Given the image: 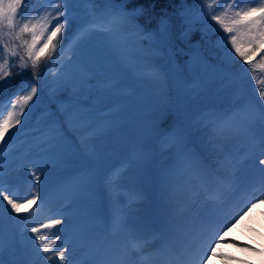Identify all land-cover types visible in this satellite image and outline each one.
Segmentation results:
<instances>
[{
    "label": "snow or ice",
    "instance_id": "6c2138e0",
    "mask_svg": "<svg viewBox=\"0 0 264 264\" xmlns=\"http://www.w3.org/2000/svg\"><path fill=\"white\" fill-rule=\"evenodd\" d=\"M31 2L35 3V0ZM27 3L29 0H0V51L3 52V56H0V96L6 95L14 77L21 75L29 64L33 76V81L26 82L19 89L30 90L11 99L7 115L0 119V141H4L10 129L21 125V118L29 102H33L34 97L39 99L38 66L54 63L53 54L59 57L64 50L67 31L77 20L75 10L78 6L85 5L92 12L89 26L83 29V34H103L110 45L118 50L125 44L133 47L142 44V41L136 39L141 31L135 25V13L126 11V5L122 2L59 0L57 3V0H43L45 15L36 22L24 20ZM185 22L189 26L200 22L208 27H213L211 22H215L219 30H222L221 43L227 42L230 45L229 56L234 53L244 65L252 64L258 55L264 53V0H195L192 14H185ZM26 34L31 36L30 40L24 39ZM156 39L161 44L166 42L165 32L158 34ZM13 40H21L22 43L14 45ZM18 54L22 62L20 71L16 70L14 63H10V58ZM74 60L69 58L55 74V91L74 93L63 107V116L70 122L78 123L88 136H92L101 130L97 123L96 109L85 106L78 99L79 95L87 91V73L91 69L83 65L76 67ZM143 74L155 83L166 82L163 67L148 64ZM183 95L186 93L177 90V102L173 105L175 118L171 127L163 131L155 127L151 130L156 143L164 150V161L156 171L160 203L149 234L134 238L131 244L127 240L118 239L117 235L127 232V227L119 215H114L113 225L118 229L117 232L111 235H84L79 232L78 222L70 213L49 209L52 217L30 228L35 239L29 237L24 246H18L16 237L8 231V221H18L22 212L48 202L46 189L50 183L49 174L66 156L60 129L53 120L39 148L42 154L39 166L33 164L37 170L31 173L29 182L36 191L23 203L14 198V193L10 194L11 187H5L6 183L12 182V178L6 177L4 161L0 159V264H80L76 259L77 244L80 242L100 253L102 258L99 264H140L137 257L143 259L146 254L158 257L163 264H207L209 259L217 256L236 260L239 264H250L247 258L225 256L219 251L236 214L230 210L228 198H212L190 220L180 218L178 202L185 187L212 191L228 185L231 197L243 190L249 177L247 172L240 170L237 150L247 154L262 185L261 194L264 195V90H258L259 99L248 94L240 103L227 107L212 106L197 112H192L186 104L180 103ZM51 99L55 101L56 97ZM88 136L84 137L85 141ZM229 162L233 171L225 168ZM66 183L73 189L74 197H79L87 188L86 183L71 180ZM52 184L54 186L55 181ZM2 202H6L10 208L7 216V209ZM259 202L264 203V200ZM25 204L27 208H24ZM255 207L256 204L251 203L248 212ZM57 226H62L60 231L65 234V240L58 250H54V242H45L46 238L41 233ZM28 227L29 224L25 223L24 228ZM149 236L155 243L145 246ZM57 240H60V235H57ZM242 243L244 246L241 251L256 252L264 257V247L253 248L251 244L233 240L234 247H240ZM13 256L16 258L13 259ZM260 264H264V258Z\"/></svg>",
    "mask_w": 264,
    "mask_h": 264
},
{
    "label": "rangeland",
    "instance_id": "374dc122",
    "mask_svg": "<svg viewBox=\"0 0 264 264\" xmlns=\"http://www.w3.org/2000/svg\"><path fill=\"white\" fill-rule=\"evenodd\" d=\"M57 3H59V0H57ZM193 10H188V13H186L191 15ZM43 15H45V12L42 6L41 9L36 11L31 21L36 22ZM53 15H55L54 12ZM211 23L213 27H208L207 24L200 22H196L193 26L188 25V32L190 30H201L210 34L215 32L220 36L216 41L211 43V51L214 52L212 56H195L194 61L187 68L188 73L195 80H190V84V81H188L183 86L179 80L180 74L178 73L180 70L175 72L174 95L176 96L177 90L186 93V95L182 96L180 103L186 104L192 112L207 108L213 96H217L223 101L239 103L247 95V90L242 81L235 79V72L216 63L222 62L223 64L231 65L235 63L238 57L234 53L231 54V57L229 56L230 45L227 42L221 43L222 30H219L215 22ZM133 48L132 45L125 44L122 49H114L103 34H85L71 47L68 56L62 63L52 66L51 73L41 84L42 92L56 97V103L61 106V118L66 122L68 132L73 136V141L70 140L71 143L67 141L65 143L62 142L66 150V156L58 166L51 170L49 178L52 176H63V182L76 180L84 183L83 178L85 176L90 173H93V176H95L99 171L94 172L97 169L88 170L89 167H85L89 164V159H91L92 163L104 167V172H110L103 176L101 181L98 175L92 178L91 183L87 184V188L79 197H74L70 193L55 197L48 196V202L43 206H38L39 213L28 223L29 227L24 228V225L21 227L22 235H25V238L27 236L32 237L30 232L32 226H36L44 222L45 219L52 217V212L49 209L70 213L78 222L79 232L84 235L91 234L87 226V220L92 213L97 214V211L93 212L92 210L98 206L101 200H103L104 210L107 211L106 209L110 206L115 215H119L122 218L127 230L131 226H134L140 228V234L150 233L153 222L159 212L160 201L157 199L158 203H156L154 211H150V209H147V196L152 182L153 169L157 164L161 165L164 161V150L159 145L152 147L149 151L140 149L135 145H147L148 141L144 138L141 142L135 138L143 133L142 128L146 122L156 118L159 120L164 118L165 127L170 126L175 118L173 105L176 102L175 97H173L174 101L172 102L168 97V93L165 94L166 82L162 84L155 83L151 78L143 74L145 69H141L142 67L136 64V62L142 59H144V62H147L150 59V57L145 59L146 56H150L147 52L151 53L154 50L139 48V57H136V55H133ZM143 54H146V56L143 57ZM0 56H3V52H0ZM69 58L75 59L73 63L76 67L83 65L91 69L87 73V84L85 86L87 91L79 95L78 99L80 101L81 99H87L85 101L89 103L84 104L85 106L92 104L94 107H98L96 109V117L101 130L92 136H88V133L78 123L70 122L63 116V107L69 100L59 101L60 99L57 95L62 94V92L55 91V74L60 71V66L64 65ZM10 63H14L15 66L18 64L15 58H10ZM16 70L20 69L16 68ZM250 75L251 73L249 72L245 73L243 80L248 79ZM29 90L27 88L20 92L19 95H24ZM67 94L74 96L73 92H67ZM36 102V99H33V102H29V106L25 108L21 122L29 114V108L31 109ZM115 102L116 104L113 105ZM6 115L7 112L0 119H3ZM40 115L41 113H38L36 118ZM37 123H40V119ZM28 130L29 128L21 125H16L10 129L9 133H7L9 135L5 139L4 146H12L11 150L13 154L17 152V156H13L9 160L3 159L0 156V159L4 161L6 177H11L12 182L18 184L17 188L11 189L10 194L14 193V198L19 199L21 203L25 199H29L31 194H34L36 191L29 181L31 173L37 170L36 167H33V164L35 163L39 166V161L42 159L39 148L45 138L39 136L41 142L27 146L24 150L23 147L14 150L16 146H21V143L24 144L25 141H29L27 138L30 136L26 133ZM14 131L18 133V135L15 133L16 138L12 134ZM85 136H88L87 141L84 140ZM13 138L15 140L11 141ZM144 153L147 154L144 155ZM104 155H109V162L107 164H103L102 162ZM81 156L83 158L87 157L84 161L85 164L81 163ZM236 156L240 162V170L247 172L249 181L244 189L235 197L230 196V186L225 185L220 187L221 196L218 198H228L230 210L236 214L231 220L230 230L225 240L221 243L219 251L223 252L225 256L234 255L247 258L250 264H260L261 259L264 258L261 254L241 251V248L244 246L243 243L240 247L233 246V240H235L251 244L253 248L264 247V203L259 202V200H264V195L261 194L262 185L257 179L255 168L248 159L247 154L242 150H237ZM114 162L121 164L114 168L112 166ZM226 169L228 171L234 170L230 162L226 163ZM134 183H136L137 188L130 195L129 193ZM98 184L103 188L104 195L101 193L98 195ZM247 186H249V189H246ZM8 187L6 186V188ZM70 189L72 188L70 187ZM46 190L49 192V187ZM213 196H217L215 191L206 194V191L202 189L197 188L192 190L189 187H185L184 194L178 202V215L183 220L192 219L197 211L205 206ZM251 203H255L256 207L249 213L248 208L251 206ZM105 205L108 206L105 207ZM27 207L25 204L24 208ZM148 212H152L153 214H149L146 218L145 214ZM24 213L22 212V214ZM95 216L93 218L95 220L92 221L90 219L88 222L98 223L104 227L107 222L106 215H103L104 217ZM140 216H145L146 219H141L139 223H136L134 218H140ZM241 217L243 218L241 219ZM9 222L7 223V228L9 233L12 234ZM61 227L57 226L50 230L45 229L41 233L46 238L45 242L49 240L54 242V250H58L65 240V234L60 231ZM117 231L118 229L114 226V232ZM29 233L31 235H28ZM127 234V232L119 233L117 238L127 240L131 244L130 238L126 237ZM12 235L14 236V234ZM57 235H60V240H57ZM32 239L34 240L35 238L32 237ZM18 246L21 245L18 244ZM81 248L85 250L80 251ZM77 251L76 259L80 264H96L102 258L99 253L97 254V260H91L88 257V253H93L95 250L90 248L87 251V247L83 242L77 244ZM0 258H2V252H0ZM12 258L15 259L16 257L13 256ZM137 259L140 260L139 257ZM140 264L153 263L140 260ZM157 264H163V261L159 259ZM207 264H239V262L221 259L217 256L209 259Z\"/></svg>",
    "mask_w": 264,
    "mask_h": 264
},
{
    "label": "trees",
    "instance_id": "16d2710c",
    "mask_svg": "<svg viewBox=\"0 0 264 264\" xmlns=\"http://www.w3.org/2000/svg\"><path fill=\"white\" fill-rule=\"evenodd\" d=\"M43 0H35V3H32L29 0V3L25 5L27 15L24 17V20H31L32 17L35 15L36 11L42 8ZM116 3H124L126 5L125 10L128 12L135 13V25L141 31V35L136 37L139 41H142V44L133 48L134 54L136 57H139L138 54L140 53L139 48H149L153 49V52H147L150 56H146L143 54L145 59L150 57L147 62H144L142 59L139 62H136L137 65L146 66L148 64L155 65L157 67H163L166 73V92L168 93L169 99L173 102L175 97V102H177L176 96L174 95V84H175V72L180 70L178 74H180L179 80L181 81V85H186L188 81L195 80V78L188 73L187 68L193 62L192 59L195 56H202L209 55L212 56L214 52L211 51V43L216 41L220 36L217 33H208L201 30H190L188 32V24L185 22V13H188V10H193L195 5V0H115ZM98 3H102V0H98ZM75 15L77 17L76 22L73 26L67 31L65 40H64V50L60 52L59 57H56V54H53V62H49L47 66H44L42 63L38 66L40 72V79L37 84L38 87V96L39 99L34 97L37 102L31 107L29 114L23 118L21 122V126H25L29 128L27 135L30 137L27 138L29 141H25L24 144L21 143V146H16L14 150L26 149L25 147L36 144L41 142L39 136L46 135L51 127V122L55 120L59 124V129L61 130V135L63 133L69 134L68 126L64 120L61 118V106H59L56 101L51 99L53 96H49L46 93L41 91V84L43 83L44 79L48 77V75L52 71V66H57L62 63L66 57L68 56L71 47L75 44L76 38L82 37L83 29L87 28L88 21L92 18L91 10L85 6L80 5L75 10ZM19 19V18H18ZM19 31V28L16 29ZM161 32H165L167 40L163 44H161L156 38L158 34ZM24 39L30 40V35H25ZM22 43L21 40H13L14 45H20ZM2 47V46H0ZM2 53V51H0ZM18 64H16V68L20 69L21 60L19 54L15 57ZM139 59V58H138ZM243 64V61L240 58H236L235 63L229 65L233 70L238 71ZM264 64V59H256L253 61L252 64L247 65L248 69L252 71L249 80L244 81L243 85L248 90V94L255 95L257 99L258 97V90H264V67L261 65ZM21 70V69H20ZM17 70V71H20ZM33 81L32 76V68L29 64L28 67L22 71L21 75H17L14 77L12 81V85L8 88L6 95L0 96V114L3 112V108H8L10 106V100L15 99L13 96L16 94L21 88L23 84L26 82ZM190 83V82H189ZM187 89V88H186ZM60 99L59 101H67L69 97H73L67 93H62L57 95ZM84 99L81 101L83 103H89ZM232 104L229 101L220 100L217 96H213L211 98L210 103L207 107H227L228 105ZM41 113V115L36 118V115ZM1 117V115H0ZM40 119V123L37 121ZM166 123L164 118L162 119H154L152 121H148L144 124L142 131L143 133L135 138L136 140H144L147 139L148 145H152L154 135L151 134V130L153 127L159 129L160 131L165 130L169 126L165 127ZM57 127V126H56ZM17 132H13V136L16 138ZM9 134H6V137ZM18 135V133H17ZM13 138L11 141L15 140ZM4 141H0V156L3 159H10L11 157H16L17 152L13 154L12 146H4ZM25 140V139H24ZM145 143V141H144ZM81 163L85 161V158L81 156L80 158ZM85 164V163H84ZM159 167V166H158ZM157 166L154 167L152 172V184L150 193L148 194V203L149 208L154 209L157 203L158 189L155 181ZM226 168V164H225ZM49 196L55 197L58 195H62L65 193L73 194V189H70L69 184L65 183L61 185V177H50L49 178ZM55 181V185L53 186L52 182ZM11 189H15L18 187V184L15 182H11L9 184ZM4 203V202H3ZM101 206V205H99ZM4 208L7 209L5 215L7 216L10 213V208H8L7 204L4 203ZM100 210L104 213V209L101 206ZM39 213V207L33 206L32 209L27 211L26 213L20 215V219L13 220L15 222V226L19 229V223L21 221H30L35 215ZM110 219L113 220L114 213L111 211L108 212ZM142 218V217H141ZM140 219V218H139ZM137 218V220H139ZM98 229L97 227H94ZM93 228V229H94ZM92 233H97L96 230H93ZM28 238H23L21 240L22 245L24 246Z\"/></svg>",
    "mask_w": 264,
    "mask_h": 264
},
{
    "label": "water",
    "instance_id": "95a60500",
    "mask_svg": "<svg viewBox=\"0 0 264 264\" xmlns=\"http://www.w3.org/2000/svg\"><path fill=\"white\" fill-rule=\"evenodd\" d=\"M106 158H108V156H107ZM106 160H107V159H106Z\"/></svg>",
    "mask_w": 264,
    "mask_h": 264
}]
</instances>
